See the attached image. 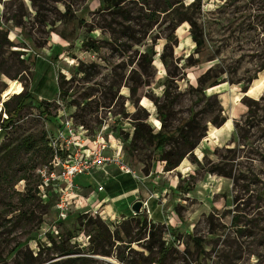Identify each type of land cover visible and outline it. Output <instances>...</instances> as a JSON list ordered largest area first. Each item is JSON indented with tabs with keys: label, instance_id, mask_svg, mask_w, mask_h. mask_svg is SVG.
<instances>
[{
	"label": "rangeland",
	"instance_id": "rangeland-1",
	"mask_svg": "<svg viewBox=\"0 0 264 264\" xmlns=\"http://www.w3.org/2000/svg\"><path fill=\"white\" fill-rule=\"evenodd\" d=\"M110 1L0 0V29H7L0 67L9 74L0 71V103L24 88L33 96L0 126V143L28 134L39 141L35 154L23 153L16 175L44 164V141L67 118L92 144L109 141L116 148L109 154L129 169L108 167V177L93 174L97 181L77 175L85 206L57 223L48 198L36 237L6 256L28 234L10 219L25 210L15 193L25 180L13 181L5 168L0 264H60L75 255L90 258L87 264H264V0ZM194 116L201 123L192 149L164 170L161 153L180 144L179 130ZM6 117L0 110V123ZM222 118L221 125L210 121ZM136 124L140 134L162 129L172 139L163 149L153 140L130 145ZM131 182L139 187L134 196L113 199ZM97 184L112 191L111 215L92 206ZM132 199L143 202L139 213L130 211ZM53 224L56 245L78 253L46 247Z\"/></svg>",
	"mask_w": 264,
	"mask_h": 264
},
{
	"label": "trees",
	"instance_id": "trees-1",
	"mask_svg": "<svg viewBox=\"0 0 264 264\" xmlns=\"http://www.w3.org/2000/svg\"><path fill=\"white\" fill-rule=\"evenodd\" d=\"M103 1L111 4L110 0H103ZM176 1L178 0H166V6L171 7L172 4H174ZM112 4L115 5L117 4V2L112 0ZM6 32H7V29H0V34H1L2 39H6ZM90 47L94 50H97V46L94 44H90ZM0 71L6 75H9L7 71L2 70L1 67H0ZM207 79H208V76L203 75L200 77L199 81L201 83H204V82L206 83ZM2 90L4 89L1 87L0 92ZM59 91L61 94H64V91H62L61 88H59ZM11 99H15L19 105H17L15 108L10 107L9 103ZM32 99H33L32 94L29 93L24 88L22 92H19L18 94H13L12 97L4 101L2 103V109L7 114V117L2 119L0 126H2L3 128L8 127L12 123L13 119L17 116L19 111H21L23 106L26 105L27 101L29 102ZM37 105L41 108V112L45 113V115L48 116V113L46 112V107L45 105L43 106L42 101ZM250 107H249V111H251ZM159 119L163 123L162 124V127H163L165 123V117L164 115H162V113L159 116ZM210 121L215 125H221L225 121V119L222 118L219 121L218 119H214ZM200 123H201V118L197 116L190 118L186 122L185 126L179 130V136L181 139L179 142L180 144L178 145L176 144L177 146H174V148L170 147V149L168 150H165V149L163 150L159 159H161L162 157L163 159H165L164 170H171L174 167H177L180 161L185 156V154L188 153L192 149L194 145V141L192 142L191 138L196 134L195 129L200 127ZM203 127L205 128L206 124ZM171 139H172L171 134H169L168 132L162 129L155 133H151V131H149L148 135L140 134L139 129L136 124L134 125V133H133V137L131 139L130 145L131 143L133 145L137 140H148V141L153 140L155 149H159V148L163 149V146L166 143H168ZM38 144H39V141L32 134L26 135L19 142H15V143L12 140L11 142L2 141L0 143V176L3 177L6 175L7 167H9L8 169H12L13 172L15 173L16 172L15 166H20L22 164L23 153L25 151L31 153L32 151L35 154L37 152L36 147L38 146ZM44 149L46 152V159L43 162L45 164V162H48L50 160L49 158L51 157V151L47 145L46 139L44 141ZM36 169H37L36 163L34 162V164H32L31 166H26V167L23 166V168L21 169V173H19L18 175H16L15 173L16 176L13 181L25 180L24 189L22 191H15L18 197V200L21 201V206L24 207L25 210L23 211L20 210L17 214H15L10 219L15 221L16 223L23 222L24 227L27 226V228H25V231L27 232L28 235L24 240L17 241L16 244L12 248L9 249L6 256H10L13 252H17L22 245L26 244L29 238L36 237L35 231L38 229L39 225L43 222L42 216L46 214V211L49 208V203L43 202V200L38 194V185L40 182L39 175L37 174L36 176L37 178L35 179L32 178L35 175L34 172ZM214 170L219 174L226 175V176L229 175V173L226 172L223 168L218 167ZM13 211H17V208H13L10 212H13ZM98 232H97L98 235H100V230H98ZM71 236L72 235H70L69 238ZM47 237H49L50 242H51V245L46 246L48 249L55 250V248L59 247L60 250L58 253L63 254V255H70V254L78 253L76 251H78L79 249L75 250L72 248H64L61 245L57 246L53 238L54 233L52 231H51V234L50 233L47 234ZM55 251H58V250H55ZM32 259L36 260V258H33V257ZM89 260L91 259L87 258L86 256L75 255V256H68L66 258H63L61 262H57V261L56 262L60 264H87V261Z\"/></svg>",
	"mask_w": 264,
	"mask_h": 264
},
{
	"label": "built area",
	"instance_id": "built-area-1",
	"mask_svg": "<svg viewBox=\"0 0 264 264\" xmlns=\"http://www.w3.org/2000/svg\"><path fill=\"white\" fill-rule=\"evenodd\" d=\"M56 131L47 137V145L51 151L50 160L36 169L40 177L38 194L43 202H48L51 194L55 195L54 206L57 210L55 222L68 217L72 209L85 206L76 201V189L73 178L97 169L105 163H116L119 168L129 173V169L120 162L115 154H106L109 147L103 137H97L94 144L88 141L81 125H74L71 119H59ZM63 182L64 185L59 183ZM102 186L97 190L101 191ZM57 233V225L50 229Z\"/></svg>",
	"mask_w": 264,
	"mask_h": 264
},
{
	"label": "crops",
	"instance_id": "crops-1",
	"mask_svg": "<svg viewBox=\"0 0 264 264\" xmlns=\"http://www.w3.org/2000/svg\"><path fill=\"white\" fill-rule=\"evenodd\" d=\"M108 143H110L109 141H108ZM91 145H93V144H91ZM114 150H116V148H113L112 146H111V144H109V147L106 149V151H105V153L106 154H109L111 151H114ZM108 151H110V152H108ZM115 165H117L116 163H105V164H101V165H99V167L97 168V169H94V170H91L90 172H88V175H90L92 178H93V180H96L95 178H94V175L93 174H95V173H97V174H99V175H101V176H106V177H108L109 175H110V173L106 170L108 167H113V166H115ZM118 166V165H117ZM118 169L120 170V171H122L120 168H119V166H118ZM125 172V171H124ZM111 178H115V176H110ZM97 181V180H96ZM73 182H74V184H75V187H76V189H74V191H75V193H76V201L78 202V203H80V204H82V205H84V204H86V202H87V197H86V195H84V194H86L85 192V190L86 189H83V187L85 186V185H83V184H81L78 180H77V176H75L74 178H73ZM93 182H95V181H93ZM61 186L62 185H64V183L63 182H60L59 183ZM94 185H95V183H94ZM132 185V186H131ZM98 186H102L101 184H97L96 185V187H94L95 189H93L94 191H95V193L97 194L96 195V198L94 199V201L92 202V206H96V208H100L101 209V211L102 212H105V211H107L110 215L112 214V213H114V210H113V208L111 207V199H112V197L110 196V194L112 193V191H110L109 193H103L104 192V190H105V187L104 186H102V190L101 191H98L97 190V187ZM130 186V187H129ZM138 188L139 187H137L136 185H134L132 182L130 183V185H128V186H126V187H123V189H121L122 191L121 192H119L117 195H115L114 196V198L113 199H117L118 197H121L122 195H124V197H131V196H134V194L138 191ZM85 191V192H84ZM82 192H84V194L82 193ZM50 199H51V201H52V213L53 214H55L54 215V220H53V222H55L56 221V218H57V210H56V208H55V206H54V199H55V195L54 194H51L50 195ZM134 202V199H132L131 201H129L128 202V204L130 205V211H132L131 210V205H132V203ZM113 203H115V202H113ZM129 205L128 206H126L127 208L129 207ZM129 211V212H130ZM133 212V211H132ZM57 223H60V221H58Z\"/></svg>",
	"mask_w": 264,
	"mask_h": 264
},
{
	"label": "water",
	"instance_id": "water-1",
	"mask_svg": "<svg viewBox=\"0 0 264 264\" xmlns=\"http://www.w3.org/2000/svg\"><path fill=\"white\" fill-rule=\"evenodd\" d=\"M8 87V84H7V86H6V88ZM4 92V91H3ZM13 94H18V93H12V94H5V95H2V101H1V103H0V110L1 111H3V109H2V103L4 102V101H6L7 99H9L10 98V96L11 95H13ZM143 207V202L142 201H140V200H136V201H134L133 203H132V205H131V210L133 211V212H135V213H139L140 211H141V208Z\"/></svg>",
	"mask_w": 264,
	"mask_h": 264
}]
</instances>
